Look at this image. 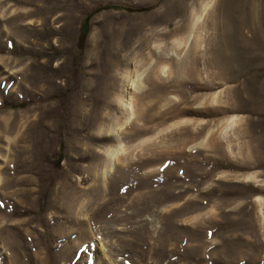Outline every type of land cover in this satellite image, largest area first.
Returning a JSON list of instances; mask_svg holds the SVG:
<instances>
[{"label": "rangeland", "instance_id": "obj_1", "mask_svg": "<svg viewBox=\"0 0 264 264\" xmlns=\"http://www.w3.org/2000/svg\"><path fill=\"white\" fill-rule=\"evenodd\" d=\"M0 264H264V0H0Z\"/></svg>", "mask_w": 264, "mask_h": 264}, {"label": "trees", "instance_id": "obj_2", "mask_svg": "<svg viewBox=\"0 0 264 264\" xmlns=\"http://www.w3.org/2000/svg\"><path fill=\"white\" fill-rule=\"evenodd\" d=\"M9 105H10L11 107H21V106H24L25 104H24V103H13V104H10V103H9Z\"/></svg>", "mask_w": 264, "mask_h": 264}]
</instances>
